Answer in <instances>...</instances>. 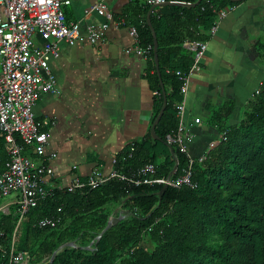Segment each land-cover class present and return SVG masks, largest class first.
<instances>
[{"label": "trees", "instance_id": "16d2710c", "mask_svg": "<svg viewBox=\"0 0 264 264\" xmlns=\"http://www.w3.org/2000/svg\"><path fill=\"white\" fill-rule=\"evenodd\" d=\"M240 2L202 0L196 7L160 6L151 12L167 104L156 126L160 140L149 133L117 156V167L127 177L141 178L140 168L149 163L157 169L156 178L167 177L176 160L174 177L183 173L188 159L171 141L178 135L182 82L166 74V69L188 72L194 58L184 43L207 41L217 20L216 10ZM151 6L135 0L123 15L136 28L140 46L150 49L148 80L158 93L154 121L163 106V94L147 23ZM258 51L264 66V44ZM257 90L237 125L229 123L231 103L212 115L220 137L203 159L194 161L193 187L168 186L160 195L163 184L137 185L115 178L95 189H54L21 219L19 205L14 204L9 212H0V264H10L12 244L14 255L23 254L29 264H50L53 253L68 242L75 246L64 247L51 264H264V82ZM5 148L0 132V164L4 165L0 172L8 160ZM120 210L127 212L124 219L95 246L110 216ZM45 218L59 222L53 228L39 227L38 221Z\"/></svg>", "mask_w": 264, "mask_h": 264}, {"label": "crops", "instance_id": "0c3cea01", "mask_svg": "<svg viewBox=\"0 0 264 264\" xmlns=\"http://www.w3.org/2000/svg\"><path fill=\"white\" fill-rule=\"evenodd\" d=\"M100 1L105 14L84 16L85 8ZM133 1L71 0L65 7L69 21H80L82 35L60 41V56L50 62L61 94H42L34 107L38 120L53 122L47 144L41 151L22 150L36 165L53 170L45 176L46 189L66 187L75 177L85 180L98 167L109 174L114 157L151 133L156 95L148 80V59L126 53L136 45L123 15ZM120 20L126 25H117ZM104 23L109 24L105 42L91 43L86 26ZM208 36L202 69L191 76L185 98L188 153L195 159L203 158L220 137L212 115L231 103L229 123L237 125L264 82L258 51L264 44V0H242ZM36 42L42 39L36 36ZM15 200L5 198L0 204L9 212Z\"/></svg>", "mask_w": 264, "mask_h": 264}, {"label": "built area", "instance_id": "2783aa9c", "mask_svg": "<svg viewBox=\"0 0 264 264\" xmlns=\"http://www.w3.org/2000/svg\"><path fill=\"white\" fill-rule=\"evenodd\" d=\"M166 1L169 0H144L148 5L162 4ZM70 4L71 0H0V132L4 133L8 154L5 169L0 172V202L7 196L15 194L20 219L40 200L47 198L54 189L70 191L95 189L115 178L137 185L157 183L174 188L194 186L191 176L196 159L188 153L191 136L186 131L184 114L190 78L202 69V58L208 48L207 41L199 40L184 43V47L193 53L194 58L188 72L166 69V74L175 75L182 82L183 100L177 105L178 135L176 139H171L188 159L181 175L177 177L173 175L170 179L156 178L157 169L149 163L140 168L141 178H129L117 167L119 159L114 157L112 159L114 168L109 174H105L98 167L85 180L75 177L66 187L45 188V176H52L53 170L44 164L36 165L23 154L22 150L24 146L41 151L50 136L53 122L38 120L34 114V107L42 94L57 96L61 94L50 66L51 60L60 56L59 42H73L82 35L80 21H66L64 9ZM234 7L227 6L216 10L217 20L211 32L216 31L220 20ZM105 12L106 6L100 1L85 8L84 16L92 13L103 15ZM116 24L126 25V22L120 20ZM108 28L107 23L99 26L87 25L85 37L93 44L105 42ZM129 34L136 45L134 49L126 50V53H135L148 59L150 49L140 46L139 34L133 25L129 27ZM36 36L42 39L41 44L36 42ZM258 92L256 90V93ZM154 94L158 95L157 92ZM213 146L214 144H211V147ZM201 159L203 158H199ZM0 212H6L4 205L0 204ZM58 222L56 218H45L38 221V226L53 228ZM10 256V264H29L28 258L23 254L14 255L13 244Z\"/></svg>", "mask_w": 264, "mask_h": 264}, {"label": "water", "instance_id": "95a60500", "mask_svg": "<svg viewBox=\"0 0 264 264\" xmlns=\"http://www.w3.org/2000/svg\"><path fill=\"white\" fill-rule=\"evenodd\" d=\"M202 0H197L195 3H184V2H177V1H166L162 4H155V5H152L148 14H147V23L152 31V35H153V40H154V44H153V58H154V62H155V67H156V72L160 78V84H161V89H162V94H163V106L159 112V114L157 115V117L155 118V120L153 121L152 125H151V135L154 139L156 140H160V137L157 135L156 133V126L158 124V122L160 121L163 113H164V110L166 108V104H167V93H166V90H165V87H164V84L163 82L161 81V72H160V66H159V54H158V39H157V34H156V31L152 25V22H151V12L156 9L157 7H160V6H181V7H196L197 5H199L201 3ZM232 2H240L242 0H230ZM170 147V150H171V154L174 156V150L171 146ZM177 168H178V162L176 160V163H175V166L173 168V170L170 172V174L167 176V179H170L174 174L175 172L177 171ZM167 188V185H164L161 192H160V195L163 193V191ZM127 212L125 210H120L117 215L113 214L110 216L109 220H108V223L106 225V227L102 230V232L97 236L96 238V243H95V246L97 245V242L100 240V238L103 236V234L108 230L110 229L112 226L116 225L117 223H119L122 219H124L125 217V214ZM67 246H75V243L74 242H68V243H65L63 244L62 246H60L52 255L49 263H53L54 259H55V256L56 254L62 250L64 247H67ZM92 244L90 246H88L87 248H91ZM94 246V247H95Z\"/></svg>", "mask_w": 264, "mask_h": 264}, {"label": "rangeland", "instance_id": "374dc122", "mask_svg": "<svg viewBox=\"0 0 264 264\" xmlns=\"http://www.w3.org/2000/svg\"><path fill=\"white\" fill-rule=\"evenodd\" d=\"M15 198H16V195L15 194H11V195H9V196L6 197V199H15Z\"/></svg>", "mask_w": 264, "mask_h": 264}]
</instances>
